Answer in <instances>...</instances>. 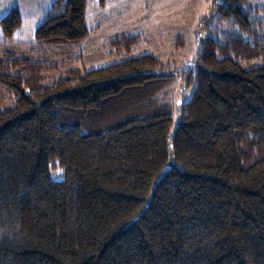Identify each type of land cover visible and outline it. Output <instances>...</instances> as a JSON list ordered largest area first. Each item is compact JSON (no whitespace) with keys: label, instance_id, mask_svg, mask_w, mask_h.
Instances as JSON below:
<instances>
[{"label":"trees","instance_id":"obj_1","mask_svg":"<svg viewBox=\"0 0 264 264\" xmlns=\"http://www.w3.org/2000/svg\"><path fill=\"white\" fill-rule=\"evenodd\" d=\"M87 1L52 0L36 48L81 42ZM21 26L17 7L0 19L5 39ZM197 45L184 66L144 54L57 77L2 54L0 264H264L258 9L213 0Z\"/></svg>","mask_w":264,"mask_h":264},{"label":"rangeland","instance_id":"obj_2","mask_svg":"<svg viewBox=\"0 0 264 264\" xmlns=\"http://www.w3.org/2000/svg\"><path fill=\"white\" fill-rule=\"evenodd\" d=\"M51 1L0 0V19L15 7L22 17V26L12 38L5 39L0 30V58L4 52H19L58 65L57 71L47 73L48 77H57L72 67L94 69L144 54L184 66L196 55L198 24L209 14L213 0H105L103 6L99 0H88L89 34L77 44L39 49L34 44L33 31ZM248 2L258 9L264 32V0ZM133 34H139L141 39L130 50L117 51L109 44L115 36ZM174 87L180 89L181 81ZM10 104V94L0 90V110Z\"/></svg>","mask_w":264,"mask_h":264},{"label":"crops","instance_id":"obj_3","mask_svg":"<svg viewBox=\"0 0 264 264\" xmlns=\"http://www.w3.org/2000/svg\"><path fill=\"white\" fill-rule=\"evenodd\" d=\"M52 2V1H51Z\"/></svg>","mask_w":264,"mask_h":264}]
</instances>
